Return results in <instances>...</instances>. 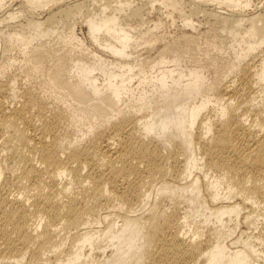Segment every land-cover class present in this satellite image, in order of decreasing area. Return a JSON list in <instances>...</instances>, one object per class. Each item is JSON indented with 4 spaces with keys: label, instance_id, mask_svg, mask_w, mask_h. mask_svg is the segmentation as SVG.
I'll use <instances>...</instances> for the list:
<instances>
[{
    "label": "bare ground",
    "instance_id": "bare-ground-1",
    "mask_svg": "<svg viewBox=\"0 0 264 264\" xmlns=\"http://www.w3.org/2000/svg\"><path fill=\"white\" fill-rule=\"evenodd\" d=\"M141 1L0 0V264H264V0Z\"/></svg>",
    "mask_w": 264,
    "mask_h": 264
},
{
    "label": "rangeland",
    "instance_id": "rangeland-1",
    "mask_svg": "<svg viewBox=\"0 0 264 264\" xmlns=\"http://www.w3.org/2000/svg\"><path fill=\"white\" fill-rule=\"evenodd\" d=\"M139 3H138V2ZM141 1V0H140ZM140 1L139 0H134V2H133V4H140ZM260 1H262V0H254V2L255 3H258V2H260ZM142 2V1H141ZM158 3H156V5H157ZM150 16H149V22H150V20L152 21V19H153V21H154V19H156V15H157V12H152L151 14H149ZM163 18H164V16H163ZM196 18H194V23H197L196 25H198L199 27H200V29H202L203 28V30H205V28L206 27H208V23H206V20H204V21H200V19H199V21H200V24H199V22H198V20L196 19ZM202 19V18H201ZM174 22L172 23V21H169V23H167L165 26H163L161 29L159 28V30H157L156 31V33H158L159 35H161L163 38H164V40H169V39H172L173 38V36H176V34H178L179 32H180V30L178 31L177 30V28L178 29H181L180 27V25H181V19H180V17L179 16H177V14H175V16H174ZM152 21V22H153ZM148 22V23H149ZM152 22H150L149 24L151 25V23ZM206 24H205V23ZM147 24V23H146ZM149 24H147V25H149ZM79 25H81V23H80V21H78V23H77V27H76V31H77V33L79 34V36H83L84 35V33H85V29H83V30H80V26ZM179 26V27H178ZM165 27V28H164ZM164 31H163V30ZM202 30V31H203ZM189 31V30H188ZM161 32V33H160ZM191 32V31H190ZM175 34V35H174ZM143 47H140L139 49H137V50H139V51H137V53L136 54H141V56L143 57L144 55H146V53L148 52V50L145 48V50L144 49H142ZM141 49V50H140ZM147 50V51H146ZM154 52L153 51H151V54H153ZM212 53V52H211ZM138 54V55H139ZM144 54V55H143ZM18 82H19V84H21L20 82H24V80L21 78V76H18ZM36 82V81H35ZM34 81H33V83H35ZM23 85V84H22Z\"/></svg>",
    "mask_w": 264,
    "mask_h": 264
}]
</instances>
